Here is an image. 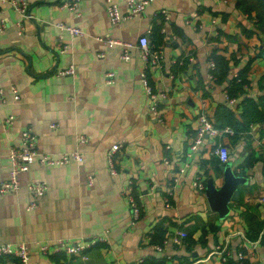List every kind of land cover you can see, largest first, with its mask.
<instances>
[{
  "label": "crops",
  "instance_id": "obj_1",
  "mask_svg": "<svg viewBox=\"0 0 264 264\" xmlns=\"http://www.w3.org/2000/svg\"><path fill=\"white\" fill-rule=\"evenodd\" d=\"M63 1L28 0L32 17L21 20L23 29L16 24L20 15L0 4L7 20L0 30V119L12 117L0 123V181L25 127L40 152L77 150L83 157L63 165L35 158L19 174V188L0 193V243L26 241L28 264H264V0H151L141 15L116 24L105 0H80L76 10ZM112 1L127 12L126 0ZM162 8L167 19L156 14ZM147 33L151 48L164 55L147 70L152 88L165 94L162 120L151 114L140 77L138 39ZM59 41L68 45L62 53ZM71 65L75 73L58 74ZM108 71L112 82L105 80ZM200 112L217 127L233 129L234 122L237 130L206 136L188 157ZM114 144L121 147L110 173ZM217 145L228 148L225 162ZM196 177L205 191L233 183L224 211L211 208L194 186ZM129 181L141 207L136 221L124 193ZM34 182L46 183V192L33 196L27 186ZM178 230L188 233L180 245L172 241ZM91 237L104 240L86 249V258L39 249L44 242ZM164 238L161 250L152 247ZM215 247L225 250L226 261L209 254ZM17 263L15 256L0 260Z\"/></svg>",
  "mask_w": 264,
  "mask_h": 264
},
{
  "label": "built area",
  "instance_id": "obj_2",
  "mask_svg": "<svg viewBox=\"0 0 264 264\" xmlns=\"http://www.w3.org/2000/svg\"><path fill=\"white\" fill-rule=\"evenodd\" d=\"M151 0H126L127 4V12L121 13L119 6L117 3L113 2L112 0H105V11L109 22L111 24H116L120 22L122 19L133 18L135 16H139L144 12L146 4ZM80 0H64L61 5L66 7L70 10H76L78 7ZM7 3L13 10H15L20 15V20L16 23L19 29H23L22 21L23 19H29L32 15L28 11L29 2L28 0H0V4ZM1 12V10H0ZM160 13L165 19L168 18V10L166 8L160 9L159 12H156L158 15ZM197 13L194 12L192 15H196ZM189 19L186 20L188 22ZM59 26L63 29L68 30L73 35H81L83 33L80 27L71 26V25H64L63 23H58ZM7 26L6 18H0V30H3ZM164 31V29H161ZM108 42L110 44L113 43H120L122 45L127 46L125 43H121L118 40L109 39ZM59 52H64L68 45L59 41ZM138 46L140 51L141 57V68H140V77L142 80L143 88L145 92L150 96L152 99V103L150 106L151 114L159 120H162V112L159 109L160 102L165 98V94L162 92L155 91L152 88L148 80V73L147 70L151 66H160L161 61L164 57L162 50H153L150 46V40L147 34H143L138 39ZM104 53H98V56H103ZM121 57L125 60L130 58V53L127 49H125ZM210 67L213 69L215 67V62L211 59L210 60ZM75 73V68L73 65L67 67L65 69H61L58 71V74H73ZM106 82H112L113 80V72L108 71L106 73ZM15 92L16 90L13 89ZM18 97V95H16ZM2 98L1 90H0V100ZM12 117H7L3 120L0 119V123L2 125H8L11 123ZM199 126L196 131V134L193 137V140L189 146V150L186 153V156L191 157L193 153L198 149L199 144L206 136H216L218 133L221 132H233L234 130L229 127L225 126L223 128L217 127L213 121L204 113L200 112L198 115ZM80 140H85L83 136L80 137ZM121 147V144H114L110 148L107 154V161H108V169L110 173H115L116 168L114 165V153ZM215 152L218 155V158L221 162H225L228 158V148L226 145H217L215 147ZM37 158L40 163L47 164V165H63L67 164L68 162L74 160L77 163L82 162L83 157L82 154L77 151H66L61 153L59 156H52L48 153L40 152L37 147V136L33 132L30 127H25L21 130L19 135V144L13 145L9 149L8 159L10 162V169L8 172V176L3 181H0V193H4L7 191H15L19 188V174L21 172L27 171L31 164L33 163L34 159ZM166 160V159H165ZM184 169L180 168V172H183ZM178 173V174H179ZM178 176L175 175L173 178V183L170 185L165 197L164 202L166 206L170 205L169 198L174 194L175 191V183L178 181ZM91 181V178H89ZM194 186L199 191H205V186L200 177H196L194 180ZM28 191L32 193L33 196L37 197L47 190V185L44 182H34L30 183L28 186ZM131 181H129L126 189L124 190L125 196L129 202L130 212L132 219L134 221L138 220L140 217V205L139 202L133 197L131 194ZM264 199V198H263ZM35 202L29 204V206H33ZM188 233L184 230H178L172 236V241L180 245L183 243L184 239L187 237ZM148 239L151 238L150 235L147 237ZM98 240H104L102 237H91L87 239H80V240H72V239H59L55 243H40L39 249L46 253L48 251L56 252L63 250L69 254H79L82 258H86L87 255L85 253L86 249L94 245ZM166 238L163 239L161 243H152V247L155 249L161 250L163 248V243H166ZM255 243V242H252ZM213 253H220L222 255V260H227V255L225 250L220 247H215L212 252ZM29 245L26 241H20L17 243H0V260L3 257L7 256H15L18 259L17 264H28L29 258ZM244 255L241 252H238L236 258L239 261L242 260ZM240 263V262H239Z\"/></svg>",
  "mask_w": 264,
  "mask_h": 264
},
{
  "label": "water",
  "instance_id": "obj_3",
  "mask_svg": "<svg viewBox=\"0 0 264 264\" xmlns=\"http://www.w3.org/2000/svg\"><path fill=\"white\" fill-rule=\"evenodd\" d=\"M233 183H228L222 190L216 191L214 187H208L205 191L211 208H218L220 211H224L226 208L225 202L230 195Z\"/></svg>",
  "mask_w": 264,
  "mask_h": 264
},
{
  "label": "trees",
  "instance_id": "obj_4",
  "mask_svg": "<svg viewBox=\"0 0 264 264\" xmlns=\"http://www.w3.org/2000/svg\"><path fill=\"white\" fill-rule=\"evenodd\" d=\"M263 19V18H262ZM217 60V59H216ZM216 65V64H215ZM215 68V67H214ZM251 102H249V104H250ZM231 123V125H232V127H233V129L234 130H237V129H235V128H237V125H235V123L234 122H230ZM220 126H222V125H220ZM235 127V128H234ZM219 128H223V126L222 127H219ZM242 130V129H241ZM157 231V230H156Z\"/></svg>",
  "mask_w": 264,
  "mask_h": 264
}]
</instances>
